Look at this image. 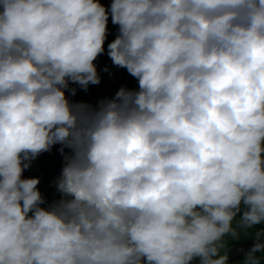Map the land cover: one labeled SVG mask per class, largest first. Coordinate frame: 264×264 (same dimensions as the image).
<instances>
[{
    "label": "clouds",
    "instance_id": "9594fccd",
    "mask_svg": "<svg viewBox=\"0 0 264 264\" xmlns=\"http://www.w3.org/2000/svg\"><path fill=\"white\" fill-rule=\"evenodd\" d=\"M109 19L138 88L70 99L101 83ZM56 145L49 203L23 174ZM257 225L264 0H0V264H228ZM238 252L262 264L264 228Z\"/></svg>",
    "mask_w": 264,
    "mask_h": 264
},
{
    "label": "crops",
    "instance_id": "0c3cea01",
    "mask_svg": "<svg viewBox=\"0 0 264 264\" xmlns=\"http://www.w3.org/2000/svg\"><path fill=\"white\" fill-rule=\"evenodd\" d=\"M105 56H106V52L100 55L97 58V61H99L100 63H104L105 65L109 64L110 58L109 57L106 58ZM100 78H101V83L99 85H90L88 87L87 92L82 90L78 85L70 84V87H75L77 89L76 95L74 97H70V99H73L77 102L83 101L89 103H96L101 99L113 97L121 87H126L129 89L138 88L137 80L133 78L131 75H129L126 69L119 68L114 71L110 69L108 73H105V75L104 76L102 75ZM66 95H68V93H66ZM58 146L59 145L54 146L51 152H59ZM47 154L48 153L44 155ZM37 159L40 160L42 158L39 157ZM38 188H40V186H38ZM233 226L235 227V224Z\"/></svg>",
    "mask_w": 264,
    "mask_h": 264
},
{
    "label": "rangeland",
    "instance_id": "374dc122",
    "mask_svg": "<svg viewBox=\"0 0 264 264\" xmlns=\"http://www.w3.org/2000/svg\"><path fill=\"white\" fill-rule=\"evenodd\" d=\"M116 34H117V31H116ZM116 34H115V36H116ZM112 66H114V65L112 64V62L110 60L109 64H106L104 66V68L102 69V71L101 70H97L98 75L100 77L102 75L104 76L105 73H108L110 71V69L112 68ZM106 67L108 68V71L107 72L104 71V69ZM46 153H48V154L57 153L58 156H59V152H45V153L40 154L37 158H39V157L40 158H43L44 156H46V155H44ZM37 158L31 161V165L35 164L34 162H38V159ZM31 165H30V168L27 169L24 172L23 175H29L30 178H40L41 177V171H38V172L37 171L35 172V170L32 171L31 170V167H32ZM30 171H32V175L29 174ZM51 175H52V172H51L50 176ZM39 189H40L42 195L45 197V200L47 202L51 203L53 200L59 199V194L58 193H55L52 190H49L48 191V190H46V188L44 189L43 187H40ZM237 219H239V217H237ZM234 224H235V222H234ZM261 228H264V225H257V226H254L253 228L247 229V230H238L239 235L236 238H232L230 236L224 237L223 240H222L223 247L220 249V255H227V256H229V253H230V250H231V243L232 242H245V241H252V240H254L255 233L257 231H259ZM256 255L259 256V257H264V254H256ZM236 264H244V260H242V261H240V262H238ZM262 264H264V259H262Z\"/></svg>",
    "mask_w": 264,
    "mask_h": 264
},
{
    "label": "trees",
    "instance_id": "16d2710c",
    "mask_svg": "<svg viewBox=\"0 0 264 264\" xmlns=\"http://www.w3.org/2000/svg\"><path fill=\"white\" fill-rule=\"evenodd\" d=\"M101 3H103L105 6L110 5L111 0H101ZM108 28H109V36L105 42V52H106V58L108 57L107 55V44L110 43L114 38H115V34L117 31V26H114L111 24V20L109 19V24H108ZM97 65V70H101L104 68L105 64L104 63H100L99 61H95L94 62ZM60 147V146H58ZM35 164L31 165V170H35V172L37 171H41V177L40 179V183L38 184V186L40 187H44V189L46 188V190H52L53 192L57 193L56 189H50L47 184L49 182L50 179V174L51 172H53L54 170L61 168L63 165V159L62 157L57 153H52V154H47L44 158L38 160V162H34ZM32 171L29 172L30 175H32ZM25 178H30L29 175H24Z\"/></svg>",
    "mask_w": 264,
    "mask_h": 264
},
{
    "label": "water",
    "instance_id": "95a60500",
    "mask_svg": "<svg viewBox=\"0 0 264 264\" xmlns=\"http://www.w3.org/2000/svg\"><path fill=\"white\" fill-rule=\"evenodd\" d=\"M119 67L114 66L113 70L118 69ZM254 243V240L252 241H245V242H232L231 243V250L228 256V263L229 264H236L242 260H244V253L238 252V249H249L252 244ZM256 254H264V253H256Z\"/></svg>",
    "mask_w": 264,
    "mask_h": 264
},
{
    "label": "built area",
    "instance_id": "2783aa9c",
    "mask_svg": "<svg viewBox=\"0 0 264 264\" xmlns=\"http://www.w3.org/2000/svg\"><path fill=\"white\" fill-rule=\"evenodd\" d=\"M60 173L61 172H55V173H53V175H52V177H51V181H50V185L52 186V187H55V185H54V181L56 180V178L60 175Z\"/></svg>",
    "mask_w": 264,
    "mask_h": 264
}]
</instances>
